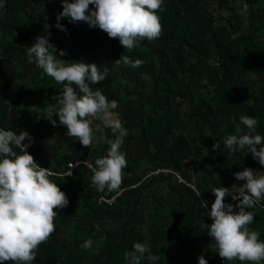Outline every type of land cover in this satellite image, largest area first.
<instances>
[{
  "label": "trees",
  "instance_id": "obj_1",
  "mask_svg": "<svg viewBox=\"0 0 264 264\" xmlns=\"http://www.w3.org/2000/svg\"><path fill=\"white\" fill-rule=\"evenodd\" d=\"M216 3L227 4L230 15L214 16ZM62 11L59 0H0V128L30 134L29 153L59 174L50 179L69 200L55 210V232L32 264H131L126 254L134 242L150 245L159 256L155 264H199L201 255L208 264H229L210 247L213 241L201 224L211 223L206 212L215 200L214 187L228 188L225 202L235 204L231 196L244 182L233 174L244 168L264 171L251 154H230L222 143L235 134L241 115L256 118V134L264 136V0H164L158 12L162 35L132 50L84 22L65 18L59 23L67 32L57 29ZM40 35L68 53L60 59L108 69L105 81L94 87L118 102L115 111L129 132L121 148L128 161L122 184L102 190L113 202H100L102 193L86 166L63 175L69 162L94 164L108 150L100 137H114L101 125L85 148L66 136L58 116L53 117L58 126L46 120L45 101L55 104L52 97L64 85L28 62L26 47ZM123 54L143 64L117 70L114 62ZM55 133L58 145L48 156ZM216 141H221L217 151ZM253 211L250 228L264 241V201ZM86 239L94 241L87 251L80 247Z\"/></svg>",
  "mask_w": 264,
  "mask_h": 264
},
{
  "label": "clouds",
  "instance_id": "obj_2",
  "mask_svg": "<svg viewBox=\"0 0 264 264\" xmlns=\"http://www.w3.org/2000/svg\"><path fill=\"white\" fill-rule=\"evenodd\" d=\"M63 11L57 15L55 27L67 32L59 23L67 18L69 23H87L99 28L109 38L118 39L124 49L132 50L140 41H153L162 35V22L158 15L164 0H59ZM94 6V10L90 9ZM29 63H35L47 76L64 85L60 93L53 96L55 104L45 101L41 109L53 126H58L53 117L59 118V125L67 129L66 136L75 138L85 148H90L97 139L96 132L101 125L111 130L114 138L101 136L108 145L106 155L95 159L94 164L83 161L93 171L94 186L109 191L118 190L127 167V153L121 151L128 129L115 111L116 100H109L101 88L94 86L105 81L108 69L101 71L95 63L67 62L60 59L68 55L50 42L49 35L36 37L31 47H26ZM58 53V55H57ZM143 61H133L128 55L114 62L117 70L121 65L138 67ZM234 119V118H233ZM100 121V124H95ZM258 121L254 117L241 115L235 123V134L223 137V145L230 154L245 150L254 161L264 167V136L256 134ZM243 126V129L242 127ZM246 129V131L244 130ZM27 141V143H26ZM34 143L27 131L0 128V264H32L39 246L55 232L56 209L69 205L66 194L50 177L59 174L50 168L41 167L28 149ZM221 147V141L213 144V150ZM14 149H18L19 152ZM69 177L72 171L66 173ZM243 185L237 187L238 195L231 196L235 204L226 203L229 189L214 187L215 197L210 212L206 215L211 223L201 224L202 231L212 239L213 247L223 261L233 264H262L264 262V241L260 233L252 230L253 209L264 201V171L244 168L233 174ZM232 187V188H233ZM197 197L202 196L199 192ZM232 201V202H233ZM202 209L208 202L201 200ZM92 239L84 240L80 247L87 251L93 247ZM127 257L131 264L147 260L155 264L159 256L151 252L147 243L134 242ZM199 264H208L201 255Z\"/></svg>",
  "mask_w": 264,
  "mask_h": 264
},
{
  "label": "rangeland",
  "instance_id": "obj_3",
  "mask_svg": "<svg viewBox=\"0 0 264 264\" xmlns=\"http://www.w3.org/2000/svg\"><path fill=\"white\" fill-rule=\"evenodd\" d=\"M238 3H242V2H238ZM245 4H244V2H243V6H244ZM215 13H213L214 14V16H216V14H219V15H221L222 17L224 16H229L230 14H229V12H228V10H227V8H228V5L227 4H224V5H220L219 3H216L215 4ZM243 9H246L245 7H243ZM212 12H214V10L212 11ZM57 130H53L52 132H56ZM58 132V131H57ZM53 139V141H52V143H51V145H50V149H49V154H48V156L49 155H51V154H53V151H54V147H56L58 144H57V133H55V135H54V137L52 138Z\"/></svg>",
  "mask_w": 264,
  "mask_h": 264
},
{
  "label": "built area",
  "instance_id": "obj_4",
  "mask_svg": "<svg viewBox=\"0 0 264 264\" xmlns=\"http://www.w3.org/2000/svg\"><path fill=\"white\" fill-rule=\"evenodd\" d=\"M87 161H89V160H87ZM89 162H91V161H89ZM81 165H84L83 161L82 162H69L67 164V170H66V172L63 175L64 176H68V175H66V173L69 172V171H72L73 174H74V172H76V171L79 170V168H80ZM100 192L102 193V196L100 198V202H113V199H111L110 201H107V197H106L107 194L106 195L103 194V192H102L101 189H100Z\"/></svg>",
  "mask_w": 264,
  "mask_h": 264
}]
</instances>
